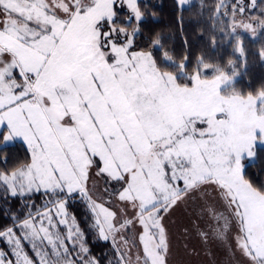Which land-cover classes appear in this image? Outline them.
I'll return each mask as SVG.
<instances>
[{
  "label": "snow or ice",
  "instance_id": "snow-or-ice-1",
  "mask_svg": "<svg viewBox=\"0 0 264 264\" xmlns=\"http://www.w3.org/2000/svg\"><path fill=\"white\" fill-rule=\"evenodd\" d=\"M216 13L233 18L241 56L237 28L264 32V0H219ZM143 18L138 0H0V144L21 139L29 153L0 170L26 207L0 229V264H101L68 211L77 197L114 264H168L165 217L208 189L228 212L214 215L216 235L234 223L244 264H264V188L244 174L264 145V89L241 93L234 71L202 58L190 67L165 52L172 67L161 66L135 46Z\"/></svg>",
  "mask_w": 264,
  "mask_h": 264
},
{
  "label": "trees",
  "instance_id": "trees-1",
  "mask_svg": "<svg viewBox=\"0 0 264 264\" xmlns=\"http://www.w3.org/2000/svg\"><path fill=\"white\" fill-rule=\"evenodd\" d=\"M218 3L219 0H192L185 6H179L178 0H138L144 18L139 24L135 46L151 51L161 66L170 69L172 65L164 58L165 52L176 64L186 62L190 67H195L201 58L218 64L226 72L236 73L234 80L238 91L255 95L264 89V59L259 55L264 51V32L258 29L259 34L255 36L248 32H236L243 40L244 55L241 56L236 50L235 36L219 33L216 13ZM128 14L127 9L119 10L122 20ZM221 16L223 19L226 17ZM207 74H210V70ZM256 152L254 160L246 163L244 174L255 187L264 188V146H257ZM0 154L7 158L6 164L0 163V170H10L26 162L29 157L27 147L22 142L0 144ZM31 199L37 206L42 204L40 194ZM67 207L85 232L92 256L99 259L101 264H109V261L114 264L113 246L110 241H102L94 234L90 227L92 217L84 202L77 197ZM25 214L26 207L22 198L12 197L0 186V229L11 226L13 215L23 217ZM0 248L6 250V245L0 242Z\"/></svg>",
  "mask_w": 264,
  "mask_h": 264
},
{
  "label": "rangeland",
  "instance_id": "rangeland-1",
  "mask_svg": "<svg viewBox=\"0 0 264 264\" xmlns=\"http://www.w3.org/2000/svg\"><path fill=\"white\" fill-rule=\"evenodd\" d=\"M227 2L230 6L236 0H233L232 3L229 0ZM245 3H247V0H245ZM121 9L127 8L125 6L119 10ZM221 15L217 14L218 28L224 27V32L219 30V33L226 35L228 33L227 29L231 32L233 18L228 15L223 19ZM251 15H259V11L257 9H247L244 16ZM240 19V16L236 17L237 21ZM245 32L248 31L240 27L237 28V33ZM4 134H6V129L0 128V137ZM16 142L24 143L21 139H16L2 145H11ZM24 145L27 147L25 143ZM253 160L254 158L246 159L244 165ZM97 181V190L99 191L103 188L104 182L99 178H97ZM115 204L116 201L114 200L113 205L115 206ZM220 214L228 215L226 206L211 189L206 192L193 193L191 198L186 199L174 208L165 217L164 221L170 244L168 264H244V258L235 248V224H232L223 237L217 236L214 231L218 227L214 215ZM222 224L223 221H220V225ZM201 233H207V239H204Z\"/></svg>",
  "mask_w": 264,
  "mask_h": 264
}]
</instances>
